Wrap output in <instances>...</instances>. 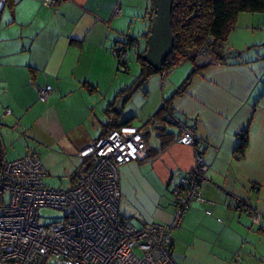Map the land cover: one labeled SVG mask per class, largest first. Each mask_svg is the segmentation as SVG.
Instances as JSON below:
<instances>
[{
    "label": "crops",
    "instance_id": "crops-1",
    "mask_svg": "<svg viewBox=\"0 0 264 264\" xmlns=\"http://www.w3.org/2000/svg\"><path fill=\"white\" fill-rule=\"evenodd\" d=\"M151 13V0L0 3V150L7 159L37 153L47 175L65 174L69 186L82 148L120 125L141 129L150 155L119 167V213L136 225L169 222L170 179L194 165L192 147L175 141L178 126L159 111L192 69L180 66L190 62L176 66L164 84L159 73L151 75L130 96L139 95L140 102L125 107L129 98L118 114L112 109L138 76L130 84L118 76L113 48L132 36L136 57ZM245 13L238 14L225 47L240 54L194 75L169 103L177 120L194 126L207 165L200 186L207 202L194 203L172 231L176 264H264V51L258 50L264 13ZM240 27L260 36H243ZM39 88L49 91L45 101ZM21 132L30 137L14 155ZM236 197L244 201L241 210L232 208ZM255 210L258 223L249 213Z\"/></svg>",
    "mask_w": 264,
    "mask_h": 264
},
{
    "label": "built area",
    "instance_id": "built-area-1",
    "mask_svg": "<svg viewBox=\"0 0 264 264\" xmlns=\"http://www.w3.org/2000/svg\"><path fill=\"white\" fill-rule=\"evenodd\" d=\"M42 2L53 7L58 0ZM136 44L137 39L132 46ZM127 50L114 47V56L125 57ZM48 94L38 89L39 100L45 101ZM167 120L178 126L175 141L192 147L194 165L170 179L173 213L165 223L134 225L119 213V167L149 156L141 129L135 126L111 128L82 148L81 164L67 187L44 183L47 171L37 153L27 150L7 159L0 150V264H176L170 251L172 231L194 203L207 202L200 190L207 165L194 126L171 112ZM41 207L62 211V220L40 224ZM232 208L243 209L244 201L234 198ZM249 213L253 222L260 221L259 211Z\"/></svg>",
    "mask_w": 264,
    "mask_h": 264
},
{
    "label": "trees",
    "instance_id": "trees-1",
    "mask_svg": "<svg viewBox=\"0 0 264 264\" xmlns=\"http://www.w3.org/2000/svg\"><path fill=\"white\" fill-rule=\"evenodd\" d=\"M5 3L12 5L13 0H6ZM241 12L264 13V0H173L171 29L174 43L170 54L162 64L161 71L154 69L143 60L144 49L137 51L139 74L130 86L122 90V95L127 92L132 94L137 88L144 86L149 77L155 73L165 77L179 64L191 62L193 66L188 76L172 95L162 102V108L159 111L164 116L163 119L168 122L167 113L170 112L171 99L186 92L192 77L208 68L226 63L224 57L226 40ZM135 40L136 38L132 36L128 37L121 44V48L127 46L129 49ZM115 58L118 67L126 70L127 56L121 58L116 54ZM105 111L109 114L110 106ZM241 139L237 148L239 156L242 155L246 146V134L242 135Z\"/></svg>",
    "mask_w": 264,
    "mask_h": 264
},
{
    "label": "water",
    "instance_id": "water-1",
    "mask_svg": "<svg viewBox=\"0 0 264 264\" xmlns=\"http://www.w3.org/2000/svg\"><path fill=\"white\" fill-rule=\"evenodd\" d=\"M152 13L149 18V29L145 37V47L142 53L143 60L154 69L161 71L162 64L170 54L174 38L171 29V12L173 0H151ZM240 53L235 50H228L224 53L227 59H234ZM131 93L127 92L116 98L113 104L114 113L118 114L124 103L130 98Z\"/></svg>",
    "mask_w": 264,
    "mask_h": 264
},
{
    "label": "rangeland",
    "instance_id": "rangeland-1",
    "mask_svg": "<svg viewBox=\"0 0 264 264\" xmlns=\"http://www.w3.org/2000/svg\"><path fill=\"white\" fill-rule=\"evenodd\" d=\"M245 14H249V13L247 12ZM236 24H235V26H236ZM256 30H258V29H256ZM240 31H241V27H240ZM253 31L255 32V30H253L252 28H250L249 30L243 29V31H241L240 33L243 34V36H247V37H255L257 35L260 36V33H256V32L253 33ZM140 43L142 45L143 41L141 40ZM119 47H120V45H119ZM130 48L132 50H130L128 52L129 56H127V59H128L127 60V70L124 71L123 68L120 67L119 68L120 70H119V73H118V76L125 78L127 80L126 83H128V84H130L132 82L134 77L137 76L139 74V71H140V66H139L138 61L136 60L135 53H134V52H136V48H134V47L133 48L130 47ZM258 50L259 51H264V44L261 47H259ZM182 66H190L191 67V62L187 63V65H181L180 67H182ZM190 67H189V69H190ZM186 74H187V72H186ZM159 82L161 84V81H159ZM158 86H160V85L158 84ZM159 89H160V87H159ZM140 101H141V97H139V95H134V97H131L125 103V107H127V106L129 107V106H131V105H133L135 103H138ZM142 105L143 104H141V106ZM23 134L24 133L21 132V137L16 141V145L17 146H14V155L19 151L18 148L20 147V144H22L23 142L26 143L29 140L28 138L30 136L28 134H24V135ZM66 179H67V176L65 174L59 176L58 174H56L54 172H50L49 175L44 177V183L46 185L50 186V187H57V186L67 187V180ZM170 195H171V193H170ZM62 217H63L62 211H60V210H57V209H54V208H49V207H41L39 209V222H40V224H43L44 226H48V225H51V224H53V223H55L57 221H61ZM130 223L136 225V223H134V222H130Z\"/></svg>",
    "mask_w": 264,
    "mask_h": 264
},
{
    "label": "bare ground",
    "instance_id": "bare-ground-1",
    "mask_svg": "<svg viewBox=\"0 0 264 264\" xmlns=\"http://www.w3.org/2000/svg\"><path fill=\"white\" fill-rule=\"evenodd\" d=\"M164 77V76H163Z\"/></svg>",
    "mask_w": 264,
    "mask_h": 264
}]
</instances>
